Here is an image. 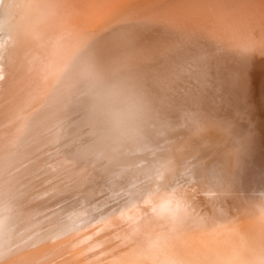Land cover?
I'll list each match as a JSON object with an SVG mask.
<instances>
[{
  "label": "bare ground",
  "instance_id": "bare-ground-1",
  "mask_svg": "<svg viewBox=\"0 0 264 264\" xmlns=\"http://www.w3.org/2000/svg\"><path fill=\"white\" fill-rule=\"evenodd\" d=\"M0 264H264V0H0Z\"/></svg>",
  "mask_w": 264,
  "mask_h": 264
}]
</instances>
